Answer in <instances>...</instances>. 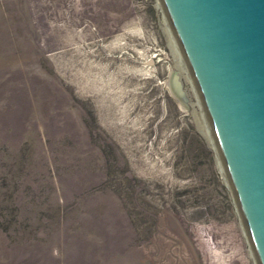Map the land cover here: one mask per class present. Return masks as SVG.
Listing matches in <instances>:
<instances>
[{
  "label": "rangeland",
  "instance_id": "374dc122",
  "mask_svg": "<svg viewBox=\"0 0 264 264\" xmlns=\"http://www.w3.org/2000/svg\"><path fill=\"white\" fill-rule=\"evenodd\" d=\"M168 25L158 0H0V264H256Z\"/></svg>",
  "mask_w": 264,
  "mask_h": 264
},
{
  "label": "water",
  "instance_id": "95a60500",
  "mask_svg": "<svg viewBox=\"0 0 264 264\" xmlns=\"http://www.w3.org/2000/svg\"><path fill=\"white\" fill-rule=\"evenodd\" d=\"M186 60L256 264H264V0H158Z\"/></svg>",
  "mask_w": 264,
  "mask_h": 264
},
{
  "label": "bare ground",
  "instance_id": "6f19581e",
  "mask_svg": "<svg viewBox=\"0 0 264 264\" xmlns=\"http://www.w3.org/2000/svg\"><path fill=\"white\" fill-rule=\"evenodd\" d=\"M166 23V22H165ZM169 26V25H168ZM172 32V31H171ZM171 34V33H170ZM172 36H173V34H172ZM174 38V37H173ZM175 40V39H174ZM175 42H176V40H175ZM177 44V43H176ZM178 47V46H177ZM178 50H179V48H178ZM177 50V51H178ZM180 53V52H179ZM174 56H175V53H174ZM179 56V55H178ZM176 57V56H175ZM177 58V57H176ZM184 58V57H183ZM177 60V59H176ZM184 61H186L185 59H184ZM186 63V62H185ZM185 65L183 64V62L181 61V66H179V68L181 69V72H184V74H186L185 76H186V78L191 82V84H193V89H194V91L195 92H197V89H196V86L194 85V83H193V79H192V77H191V75H190V71L186 68V66L184 67ZM178 68V67H177ZM172 75H173V81H174V83H173V87H172V89H173V91H174V93L176 94V96L180 99V103H181V110L184 112L185 111V109H186V107H189V100H188V96H187V94H186V92H185V90L182 88V82H181V80H180V76H179V74H178V71L177 70H173V72L171 73ZM172 77V76H171ZM200 97V96H199ZM202 102V101H201ZM200 101H198V103H199V105H200V103H201ZM202 105H203V103H202ZM202 105H200V106H202ZM199 106V107H200ZM204 108V107H203ZM202 113V112H201ZM205 121V120H204ZM201 123V122H200ZM199 123V124H200ZM204 125V124H203ZM208 126V125H207ZM211 132L209 131V134H210ZM212 145H214V143L212 144ZM216 146V145H215Z\"/></svg>",
  "mask_w": 264,
  "mask_h": 264
}]
</instances>
